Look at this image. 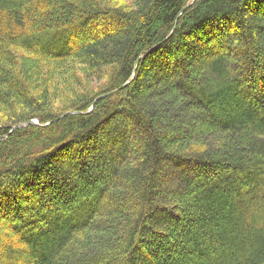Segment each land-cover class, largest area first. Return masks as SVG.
I'll use <instances>...</instances> for the list:
<instances>
[{
	"label": "trees",
	"instance_id": "16d2710c",
	"mask_svg": "<svg viewBox=\"0 0 264 264\" xmlns=\"http://www.w3.org/2000/svg\"><path fill=\"white\" fill-rule=\"evenodd\" d=\"M133 2L0 0V264H264V0ZM16 48L108 82L49 112Z\"/></svg>",
	"mask_w": 264,
	"mask_h": 264
},
{
	"label": "rangeland",
	"instance_id": "374dc122",
	"mask_svg": "<svg viewBox=\"0 0 264 264\" xmlns=\"http://www.w3.org/2000/svg\"><path fill=\"white\" fill-rule=\"evenodd\" d=\"M103 2H105V4H110L111 7L120 9H128L134 6L133 0H103ZM218 33L219 32L215 30L214 35H208L206 31L201 34L204 40L212 39L211 41L213 42H211V46L215 53L220 52L221 55L225 57L227 56L225 50L228 51V48L231 47L235 41L224 34L218 36ZM219 41H221V45H219ZM14 52L16 54L17 70L23 74V78L26 79L32 90L43 100L49 112L66 110L71 103L91 97L94 94L97 95V93H99L98 91L104 88L109 79L110 69H101L100 72L89 70L86 65L78 59H70L69 61L61 62L52 61L33 53H27L21 48L14 49ZM236 55H238L237 52ZM198 70L196 74L200 76L202 70ZM192 73L194 74L195 72ZM258 76L256 75L255 77L258 78L257 80L261 83L260 77ZM261 84L259 85L260 89H257L256 93L264 96V86ZM3 101L4 102H0V125L4 124V122H11L12 117H17L20 112L23 113L25 110L18 104H8L7 101ZM61 114L62 115L56 120H61L67 115V113ZM124 117L127 118L128 115L125 113ZM32 123L38 124L36 120H33ZM24 126L25 124L16 126L11 131ZM115 134L116 133L113 132V135ZM102 149H105L104 145ZM104 154L105 156L107 155L106 151H104ZM38 188L40 189V187L37 186L34 194H29L30 197H28L27 201H24V199L19 201L27 209V213H29L28 211L30 208H34L35 206L38 207L41 199H47L44 192H41ZM50 205L54 207V203H50ZM5 225H8V221L5 222Z\"/></svg>",
	"mask_w": 264,
	"mask_h": 264
}]
</instances>
